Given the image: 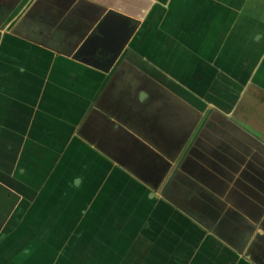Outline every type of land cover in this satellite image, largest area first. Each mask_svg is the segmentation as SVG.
I'll list each match as a JSON object with an SVG mask.
<instances>
[{
  "label": "crops",
  "instance_id": "crops-1",
  "mask_svg": "<svg viewBox=\"0 0 264 264\" xmlns=\"http://www.w3.org/2000/svg\"><path fill=\"white\" fill-rule=\"evenodd\" d=\"M215 3L225 13L214 22L212 16H204L207 7L201 0H23L16 13L23 19L24 26L38 32L37 37L31 35L32 40H28L12 36L9 32L11 22L0 27V137L24 139L31 132L35 139L27 143L33 146L32 153L48 155V159L44 158L47 163L52 154L60 155L53 165L59 170V176L47 180L50 187L45 197L46 228L39 230L38 215L29 211L31 231L36 235L39 232L46 235L38 241L47 245L45 248L49 250L51 264H84L88 242L85 236L95 233L86 232L102 221L106 213L100 208L91 209L80 220L79 215L75 216V204L86 206V203L95 202L98 195H102V187H109L110 194H113L115 191L112 192V189L119 185L109 178L112 171L119 170L121 162L105 158L108 153L99 149L102 143L108 147L113 145L112 138L118 134H110L112 129H119V122L115 125L119 113L111 118L100 105L109 103L112 106L119 99L123 107L140 96L142 104L150 106L147 109L150 116L165 117L163 105L166 100L159 97L153 99L152 92L137 86L131 74L134 71L129 72L128 62L123 64L124 74L112 76L114 69L106 74L72 60V55L79 50L89 33L110 11L120 10V15L128 19L122 21L127 31L135 21L140 20L138 30L129 43V49L139 56L137 67L151 66L169 75L172 68L179 65L184 67L180 70L181 74H186L196 71L198 65L203 64L213 75L205 79V83L210 86L215 81L221 82L232 99H224L223 109L219 108L225 118L224 124L237 131L244 145L250 147L248 151H253L254 146L264 147L261 143V140L264 141V0H217ZM235 11L238 22L229 28L233 22L229 16ZM208 21L212 27L226 25L227 28L221 33L210 27L203 29L200 25H208ZM167 64L169 69L166 70ZM199 81L197 79L196 83H201ZM175 104L192 114V107L182 99L177 97ZM94 105V110H90ZM215 107V103H211L209 108ZM77 153L87 155L88 161L79 167L72 180H68L74 169L70 166V157ZM239 165L238 162L234 165L237 167L236 178L240 177L238 173L243 168L242 164ZM91 169L96 170L92 171L93 177L83 176L84 171ZM106 169L112 171H105L108 174L104 173L97 183L94 177L98 170ZM119 172L133 180L132 174L129 176L123 170ZM76 179H79L78 185L74 184ZM133 184L137 187L144 185L139 180H133ZM91 186L94 193H87ZM257 203L245 192L227 201L230 208L246 219L250 213L253 217L257 216ZM206 204L210 208L206 209L208 212L213 210ZM223 217L221 214L220 218ZM228 226H233L234 233H240L235 229L238 223ZM261 236L259 244H254L256 240L252 238L253 252H258V247L264 250L260 244L261 241L264 244L263 233ZM3 251L0 263H11L13 254L7 255L6 248Z\"/></svg>",
  "mask_w": 264,
  "mask_h": 264
},
{
  "label": "flooded vegetation",
  "instance_id": "flooded-vegetation-1",
  "mask_svg": "<svg viewBox=\"0 0 264 264\" xmlns=\"http://www.w3.org/2000/svg\"><path fill=\"white\" fill-rule=\"evenodd\" d=\"M20 2L0 0V27L11 22L9 32L12 36L32 40L31 35L37 37L38 32L24 26L23 19L16 13ZM15 15L17 18L14 20ZM224 57L223 55L222 64L225 62ZM137 58L139 56L128 49L114 66L112 76L124 74L123 64L128 62L129 72L134 71L131 73L134 83L143 91L152 92L153 99L159 97L166 100L163 105L165 117L150 116L147 113L150 106L148 103L143 105L140 96L131 99V103L123 107L119 99L112 106L109 103L100 105L102 111L111 118L119 113L115 122V125L119 122V129H112L110 134L118 135L114 138L107 137L112 138L113 145L108 147L104 143L99 144V149L108 153L105 158L111 157L121 162L120 166L117 165L119 170L112 171L109 178L119 185L112 189V192L115 191L113 194H110L109 187H102L100 194L104 199L101 200L102 195H98L91 206L92 211L100 208L106 214L102 221L86 232L95 233L85 236L88 242L84 251V264H165V252L159 249L162 244L166 245V239L174 240L171 243L175 246L170 245L176 255L173 264H188L192 256L191 264H197L200 258L196 260L195 254L200 251H204L206 255L200 261L201 264H241L246 262L247 254L253 258L250 264H264V250L258 247V252L252 251L254 244H259L261 234L264 235V147L254 146V152L248 151L250 147L244 145L237 131L224 124L225 118L219 108L223 109L224 99H232L221 82L215 81L210 86L205 83V79L213 77L212 71L206 69V66L198 65L196 71L181 74L180 70L184 67L179 65L172 68L169 76L151 66L137 67ZM167 68L169 69L168 64L165 69ZM120 75L118 79L121 78ZM197 79L201 83H196ZM177 97L192 107V114L177 107ZM211 103H215L218 108H209ZM94 108L95 105L90 110L93 111ZM156 109L158 112V108ZM261 143L264 144V141L261 140ZM237 162L239 166L243 165L238 178L235 177L237 167L234 166ZM122 170L129 176L132 174L134 182L139 180L144 185H132L133 180L124 177L119 172ZM92 171L96 170L91 169ZM103 174L97 173L94 180L98 183ZM124 182L128 183L125 187L130 195L123 193L120 187ZM147 189L159 194V199H148ZM241 192L258 202L259 209L254 218H260L253 229L252 238L256 241L252 239L249 243L246 255L237 252L193 216L168 200L170 197L183 204V200L179 198L190 194L191 196H187L188 200L196 198L208 203L214 211L222 209V219L232 222V225L239 224L235 229L240 232V239L241 231L245 232L249 225L245 222L246 218H242L238 211L227 205V201L239 197ZM166 208L170 209L173 216L189 223L184 231L170 235L167 229L172 228V223L167 225L168 219L166 221L165 217L160 216L161 212H168ZM200 218L206 220L204 217ZM152 230L156 231L151 232ZM177 239L179 243L176 242ZM260 244L264 247L263 241Z\"/></svg>",
  "mask_w": 264,
  "mask_h": 264
},
{
  "label": "water",
  "instance_id": "water-1",
  "mask_svg": "<svg viewBox=\"0 0 264 264\" xmlns=\"http://www.w3.org/2000/svg\"><path fill=\"white\" fill-rule=\"evenodd\" d=\"M119 12L120 10H112L102 19L99 25L89 33L79 50L72 55V60L106 74L112 71L124 50L129 49L130 39L137 32L140 25V20H137L131 29L127 31L123 27L122 21L128 19H125L126 17L120 15ZM111 19L116 22L114 24L110 23ZM97 33L101 36H98ZM34 139L35 137L31 132L24 139L0 137V184L20 197L0 231V255L4 254V248L8 250L7 255L13 254L11 263L7 264H51L48 257L49 250L45 248L47 245H44L45 243L41 244V240L38 241L37 239V235L42 239L46 235L41 232L36 235L31 231L29 211L35 216L38 215L36 217L38 229L46 228L47 200L45 197L48 194L51 179L59 176V170L54 169L53 165L55 166L54 163L57 162L60 155L52 154L50 162L47 163L45 159H48V155L31 152L33 146H29L28 143L29 140L34 141ZM13 143L16 145L14 146ZM19 150L23 151L20 152ZM48 178L50 181H47ZM78 183L79 179H76L74 184L78 185ZM147 190L148 199H159V194L150 189ZM178 195L182 196L180 193ZM187 196L191 195L187 194L185 196L184 194L182 198H179L183 200V204L170 197L168 200L186 214L193 216L196 221L206 226L213 234L232 246L237 252L246 255L245 252L248 251V245L252 241L253 229H255V225L258 224L260 218L256 219L250 213L245 221L249 226L239 239L238 234L232 231L233 226H228L232 225V222L228 223L220 218L222 209L208 212L206 209L210 208L206 203L196 198L188 200ZM164 197L167 198V195L164 194ZM209 214L210 217H208ZM246 214L248 213L246 212ZM198 215L205 216L206 220L204 221ZM18 227L20 230H18ZM251 259L253 260L252 256L247 254L245 263L250 264Z\"/></svg>",
  "mask_w": 264,
  "mask_h": 264
},
{
  "label": "rangeland",
  "instance_id": "rangeland-1",
  "mask_svg": "<svg viewBox=\"0 0 264 264\" xmlns=\"http://www.w3.org/2000/svg\"><path fill=\"white\" fill-rule=\"evenodd\" d=\"M204 4H205V7H207V8H205L206 10H205V13H204V16L205 17H213L214 19V22L215 21H217L218 20V18H220L221 17V14L224 12L225 13V10H221L222 8H220V5L218 6L215 2L217 1V0H213V1H211V0H201ZM224 1H227V0H224ZM217 8V9H216ZM168 13V12H167ZM229 17H231L232 19H233V22L231 23V25H230V27L229 28H232V25H233V23H237L238 22V13H237V11H235V12H232L231 14H230V16ZM210 23V21H208V25H200L203 29L204 28H209L210 27V29L211 28H213L214 29V31L215 32H217V31H219V33H221L222 32V29L223 30H225L226 28H227V26L226 25H218V26H214V27H212V25L211 24H209ZM236 27V26H235ZM192 29H193V27H191ZM202 29V30H203ZM78 154V153H77ZM74 154L73 155V157H70V161L69 162H71V164H70V166H72L74 169H73V171H71V173H70V175H68V180H72L73 178L72 177H74L76 174H78V171H79V167L80 166H84L86 163H87V161H88V156L87 155H83V154ZM74 161V162H73ZM74 165H75V167H74ZM86 166H88V164L86 165ZM91 166V165H90ZM88 168H89V166H88ZM105 171H107V172H110V171H112V170H110V169H106V170H102V171H99L98 170V172L99 173H106ZM106 174H108V173H106ZM83 176H88V177H93L94 176V174H93V172H91V171H84V173H83ZM60 177H62L63 178V176L62 175H60ZM134 185V184H133ZM126 183L124 182V183H122L121 184V188L123 189V193H126L127 192V189H126ZM130 186V185H129ZM135 186V185H134ZM136 187V186H135ZM89 189V191L87 192V193H90V192H92V193H94V191H93V189H94V187L93 186H91V187H89L88 188ZM60 192H64V191H62V190H60ZM59 192V193H60ZM81 204V203H80ZM93 205V202L91 201V202H89V203H86V206H85V204L83 205V203H82V205H79L78 203H76L75 204V212H76V214H75V216H80V220H82V218H83V216L84 215H86L87 213H88V211L91 209V206ZM147 208H146V206L144 205V210H146ZM82 210H84L83 212H82ZM104 209H102V211H103ZM166 210H168V212L165 214L164 212H161L160 213V216L161 217H165V219H166V221H167V219H168V221L166 222V224L167 225H169V223L171 222L172 223V225H170V226H172V228L171 229H167V230H169L170 232V235L171 234H176L175 232H179V231H184L185 230V228H186V226H188L189 225V223L188 222H186V221H184L182 218H180V217H176V216H173L172 215V213L170 212V209H167L166 208ZM143 213V212H142ZM172 218V219H171ZM171 219V220H170ZM135 225H137V224H135ZM138 226V225H137ZM182 228V229H181ZM184 229V230H183ZM154 231H156V230H152L151 232H154ZM180 233V232H179ZM37 239H40V237L37 235ZM169 237H171V238H174V236H169ZM179 238V237H178ZM154 239L152 240V243H154ZM166 241L167 242H165V246H163V244H162V246L160 247V249H159V251H161V252H165V256H166V259H165V264H173L174 263V258H175V250H171V246L173 245V246H175L174 244H172V243H174V240H170V239H166ZM172 242V243H171ZM177 243H179V239H177V241H176ZM176 244V243H175ZM171 245V246H170ZM92 247V246H91ZM90 247V249L92 250V248ZM165 248V249H164ZM204 252V251H203ZM202 251H200V252H197V254H195V256H196V260H198L199 258V260H198V262H197V264H201V260H203V259H205V257H206V255L203 253ZM95 256H96V254H95ZM194 256V257H195ZM96 257H98V256H96ZM96 257H94L93 258V260H95V258ZM214 257H215V254H214ZM92 259V258H91ZM191 259L193 260V256L188 260L189 261V263L188 264H191L192 263V261H191ZM88 262V261H87ZM91 262H89V264H90ZM241 264H244V263H241Z\"/></svg>",
  "mask_w": 264,
  "mask_h": 264
},
{
  "label": "trees",
  "instance_id": "trees-1",
  "mask_svg": "<svg viewBox=\"0 0 264 264\" xmlns=\"http://www.w3.org/2000/svg\"><path fill=\"white\" fill-rule=\"evenodd\" d=\"M19 197L0 184V228L18 202Z\"/></svg>",
  "mask_w": 264,
  "mask_h": 264
}]
</instances>
